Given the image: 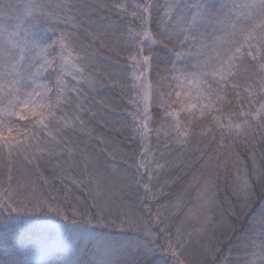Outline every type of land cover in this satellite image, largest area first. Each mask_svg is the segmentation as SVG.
<instances>
[{
    "label": "snow or ice",
    "instance_id": "6c2138e0",
    "mask_svg": "<svg viewBox=\"0 0 264 264\" xmlns=\"http://www.w3.org/2000/svg\"><path fill=\"white\" fill-rule=\"evenodd\" d=\"M97 41L117 57L127 53L124 64L97 65ZM98 84L122 94L120 119L103 126L125 137L126 151L103 136L81 139L94 131L89 94ZM258 140L264 143V0H0V164L7 170L0 264H193L194 246L199 264H229L230 233L238 229L240 240L252 233L243 264H264ZM241 147L252 164L242 179ZM194 164L201 174L189 185L197 190L185 218L191 230L184 222L173 230L161 215L165 186L157 188V178ZM21 165L37 172L52 165L62 184L75 169L91 203L41 194L13 175ZM230 165L236 200L225 209L204 173L219 178ZM133 189L143 190L146 218L112 210ZM181 205L183 196L174 206ZM225 237L228 255L221 254Z\"/></svg>",
    "mask_w": 264,
    "mask_h": 264
},
{
    "label": "trees",
    "instance_id": "16d2710c",
    "mask_svg": "<svg viewBox=\"0 0 264 264\" xmlns=\"http://www.w3.org/2000/svg\"><path fill=\"white\" fill-rule=\"evenodd\" d=\"M90 2H94V0H90ZM104 2H113V0H104ZM128 3H131L132 0H127ZM153 2L157 5L163 4L166 0H153ZM181 3L193 2V0H178ZM153 15H156V9H153ZM107 43V42H106ZM123 47V45H121ZM93 50L95 51V63L97 65L108 64L109 62L115 63L119 60L121 65L124 64V56L127 53H121L119 57H117L114 53H112L109 48H101L99 42L93 45ZM155 75V74H153ZM51 79H55L54 76ZM110 84V82H107ZM122 94L119 92V89L111 90L110 87H101L99 84L97 85V90L89 94V103L92 105V110L98 113L97 119L91 120L87 123V129H94L92 133V137H87L86 135L82 136L81 139L83 143H87L89 139L94 140L96 136H103L106 140H115L121 146L122 150L126 151V146L128 141L125 139L123 135H117L112 128L104 127V122H115L120 119L123 109L120 106V96ZM103 117V120L100 119ZM88 120V117H85ZM95 148V144L92 145ZM98 150V149H97ZM257 162H260L261 151L264 150V143H261L259 140L255 145ZM240 152L242 163L237 165L240 168L239 177L243 178V170L245 167L248 168L249 172L251 171V160L248 159V153L245 152L244 148L241 147ZM173 159V158H169ZM185 162L187 164H192L194 158L185 157ZM119 158L117 163H119ZM55 163V162H53ZM203 164V161L200 162ZM200 164H194L192 167H180V168H170L166 170L164 173L160 174L157 178L159 183L157 184V188L161 186L164 187V195L158 201L160 205H166L160 209L161 215L167 217L172 224L173 230L176 227L181 225V222H184L185 230L190 231L191 228L189 224L186 222V214L188 212V207L190 206L192 200L196 195V189L193 188L189 190V185L194 184L193 176H199L201 173L199 171ZM6 175L7 170L3 168V165L0 164V182L6 184ZM13 175L19 180L23 178L26 182L35 183L43 195H47L49 192L52 194H59L61 198L68 193L71 194L72 197H78L81 201L89 199V188L88 187H78L79 177L77 175L76 170L74 169L72 173H68L67 175V183L62 184L60 177L61 173L57 170L54 171L52 165H44L38 172L32 168L30 170L26 169L23 165L19 168V170H14ZM205 177L211 175V179L215 182V191L217 195L218 202L223 205L225 209L229 207L230 204L234 203L236 197L234 195L233 189L237 184L238 173L236 171V167L230 165L228 171L225 173L221 170L219 178L214 171L211 169L204 173ZM47 180L48 184H45L44 181ZM72 181H76L73 183ZM175 181V183H173ZM119 183V182H118ZM257 191L259 188L257 187ZM143 195V190L141 189L139 194H136L135 189L131 192L125 193V198L122 201L124 207H120L117 204L112 210L114 214H120L124 212H129L137 217L148 216L147 211L145 210L144 204H142L138 198V196ZM183 196L184 205L180 207H175L174 205L178 202L180 197ZM89 203H91L89 199ZM152 212L155 213L157 211V203L153 202L151 205ZM217 239L220 238V233L217 232ZM231 247L232 252L229 256V264H243V257L246 252L251 251L250 248H245L243 245L251 243L252 233H248V238L244 240L238 239L240 236V230L238 229L235 234H231ZM202 243H207V239ZM212 243L215 245L217 243L216 240H213ZM239 245V247H238ZM221 254L228 255L229 242L225 237L223 242L220 244ZM191 259L193 264H199V261L203 259V254L200 251L199 247L190 248ZM159 256V253H158ZM237 257L240 259L238 260Z\"/></svg>",
    "mask_w": 264,
    "mask_h": 264
}]
</instances>
